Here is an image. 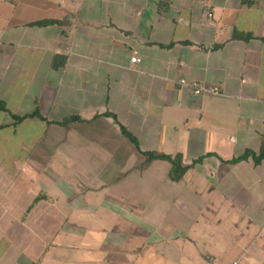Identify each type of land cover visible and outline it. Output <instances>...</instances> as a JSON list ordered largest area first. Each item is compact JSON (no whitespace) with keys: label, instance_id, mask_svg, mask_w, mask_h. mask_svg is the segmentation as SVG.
Segmentation results:
<instances>
[{"label":"crops","instance_id":"obj_1","mask_svg":"<svg viewBox=\"0 0 264 264\" xmlns=\"http://www.w3.org/2000/svg\"><path fill=\"white\" fill-rule=\"evenodd\" d=\"M0 102V264H264V0H0Z\"/></svg>","mask_w":264,"mask_h":264},{"label":"trees","instance_id":"obj_2","mask_svg":"<svg viewBox=\"0 0 264 264\" xmlns=\"http://www.w3.org/2000/svg\"><path fill=\"white\" fill-rule=\"evenodd\" d=\"M51 23L52 22L38 23L37 26H44V25H48ZM248 38H250V37L249 36L244 37L245 40H248ZM0 111L9 114L8 111L6 110L5 106L1 102H0ZM13 118H14L15 124L20 123L27 118H40V119H42L36 113L29 116V117H25V118H18V117H14V116H13ZM78 121H80L78 118H71V119L67 120L65 123H72V122H78ZM121 131H122V134L125 137H127L132 144H134L136 147H138L134 138H132L124 129H121ZM143 155L145 156L147 162L158 160V161H164V162L171 164V166H172L171 179L173 181H179L183 177L185 172L190 168V167H183L179 162L180 159H172V158H170L168 156H164V155H154V154H143ZM249 157L252 158L255 165H259L260 163H262L264 161V143H263V150L259 155H253L251 153H245L241 158L232 160L230 162V164L239 163L241 161L247 160Z\"/></svg>","mask_w":264,"mask_h":264},{"label":"built area","instance_id":"obj_3","mask_svg":"<svg viewBox=\"0 0 264 264\" xmlns=\"http://www.w3.org/2000/svg\"><path fill=\"white\" fill-rule=\"evenodd\" d=\"M212 16L211 15H207V18H211ZM130 62L132 65H137L140 63V60L133 56L131 59H130ZM180 84L181 85H188V83L183 80V81H180ZM193 91V94L197 97H202V96H207V97H218L220 96V91L219 89L217 88H205V87H201L199 86L197 83H190L189 85Z\"/></svg>","mask_w":264,"mask_h":264}]
</instances>
